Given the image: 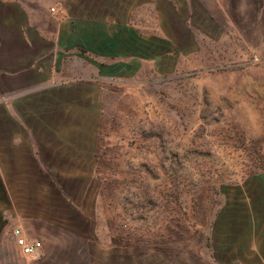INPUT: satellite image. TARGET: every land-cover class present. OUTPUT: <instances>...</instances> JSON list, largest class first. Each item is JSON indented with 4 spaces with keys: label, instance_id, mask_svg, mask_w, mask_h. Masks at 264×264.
Here are the masks:
<instances>
[{
    "label": "rangeland",
    "instance_id": "obj_1",
    "mask_svg": "<svg viewBox=\"0 0 264 264\" xmlns=\"http://www.w3.org/2000/svg\"><path fill=\"white\" fill-rule=\"evenodd\" d=\"M132 16L153 45L144 40L141 57L111 78L95 73L111 161L101 167L110 209L94 259L25 258L0 230V264H118L120 236L149 256L156 225L166 246L167 229L208 226L244 208L234 200L264 213V0H142Z\"/></svg>",
    "mask_w": 264,
    "mask_h": 264
},
{
    "label": "crops",
    "instance_id": "obj_2",
    "mask_svg": "<svg viewBox=\"0 0 264 264\" xmlns=\"http://www.w3.org/2000/svg\"><path fill=\"white\" fill-rule=\"evenodd\" d=\"M87 1L0 0V230L40 241L34 260L45 263L94 259L110 209L101 167L111 161L95 73L111 78L141 57L144 40L153 45L132 24L142 0ZM247 205L234 200L244 208L208 226L167 229L166 246L156 225L149 256L120 236L118 264H264V213Z\"/></svg>",
    "mask_w": 264,
    "mask_h": 264
},
{
    "label": "built area",
    "instance_id": "obj_3",
    "mask_svg": "<svg viewBox=\"0 0 264 264\" xmlns=\"http://www.w3.org/2000/svg\"><path fill=\"white\" fill-rule=\"evenodd\" d=\"M54 9H51L53 12ZM14 245L18 254L25 258H36L41 250V242L34 239L26 238L19 229H14L11 232Z\"/></svg>",
    "mask_w": 264,
    "mask_h": 264
}]
</instances>
